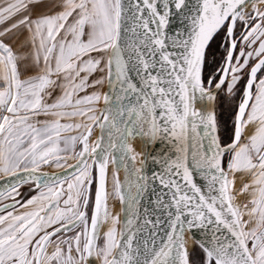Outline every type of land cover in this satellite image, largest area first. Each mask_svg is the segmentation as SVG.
I'll return each mask as SVG.
<instances>
[{"label": "snow or ice", "instance_id": "1", "mask_svg": "<svg viewBox=\"0 0 264 264\" xmlns=\"http://www.w3.org/2000/svg\"><path fill=\"white\" fill-rule=\"evenodd\" d=\"M109 165L122 202L138 174L130 210L167 189L119 229ZM0 201V264H264V0H0Z\"/></svg>", "mask_w": 264, "mask_h": 264}, {"label": "water", "instance_id": "2", "mask_svg": "<svg viewBox=\"0 0 264 264\" xmlns=\"http://www.w3.org/2000/svg\"><path fill=\"white\" fill-rule=\"evenodd\" d=\"M180 27H181L180 20L178 18H173L171 20L170 24L168 25L169 34H174L176 32V30L178 28H180ZM103 90H107V84L106 83L104 85ZM131 99L134 101L135 97L133 96V97H131ZM196 106L200 107V104H197ZM211 106L212 105L209 104V107H211ZM99 135H100V129H99V127H97V135H96V137L99 136ZM139 141H140V145L139 146H141V152H142L144 149H143L142 142H141L140 138H139ZM147 151L149 153H154L156 151H160L161 154L163 152H169V151L174 153L175 152V147L173 145L167 144L166 142L162 144V143H160L158 141L154 145L153 144H149L147 146ZM141 159L142 160L145 159L144 155H141ZM189 161H191V153H189ZM72 162L73 161H70L69 163H72ZM109 166H111V165H109ZM140 166H141V163H140ZM119 169L124 170L122 166ZM148 169H151V171H148ZM41 170L49 172V173L55 172V171H61L59 169H56V170L41 169ZM145 171H146V173L148 174V176L150 178L151 177V172L158 171V168L153 166L151 164V161L149 160L147 165H146ZM194 174H195V178L197 180V183L203 185L205 183V181L200 177L199 173H194ZM137 175L135 176V184L137 182ZM122 184H123V189L122 190L126 194V198H125V200L123 202L120 200V196L118 194H117V198H115L116 202L118 204V211H117L118 212V220L120 221L117 224V229H119V228H121L123 226V221L125 219H127V216L129 214H132L133 218L135 219L136 218V213H138L139 214V218L142 220L145 207H147L151 211L155 207V205L152 202L155 200L156 195L161 193V191L167 192V189L164 188L160 184L159 180H156L154 182L150 181L148 190L142 196L137 197L136 199H134L132 201V209L130 210L129 206H128L129 202H128L127 196H135V193H136L137 189H136L135 184H134L135 190H133V192H132V186L131 185H133V184L131 183V181L130 182L127 181V183H125L124 180H123ZM129 185L131 187H129ZM107 186H108V184H107ZM153 189H154V191H153ZM106 190L108 191V187L106 188ZM22 191H27V189L22 187ZM93 196H94V194H93ZM7 202L8 201H2V203H7ZM154 218L155 217L153 216V219ZM203 231L204 230L201 229L199 232H196V237L195 238L199 239L200 238V234ZM185 233H187L190 236V234L187 231ZM190 247H192V242H191Z\"/></svg>", "mask_w": 264, "mask_h": 264}, {"label": "rangeland", "instance_id": "3", "mask_svg": "<svg viewBox=\"0 0 264 264\" xmlns=\"http://www.w3.org/2000/svg\"><path fill=\"white\" fill-rule=\"evenodd\" d=\"M223 95L224 94H221V98L217 100V102H218L217 104H219V116L218 117H220L221 130H223L225 126H227L228 128L231 129L230 125L232 124V120H233V112H232L233 101L231 99L223 98ZM238 98H239V96L236 97V100H235L236 104H237ZM224 107L226 108V111L223 109ZM222 110H223V113H226V117H225L226 119L223 118ZM94 136H95V134L92 133V139L93 140H94ZM70 161L71 160H69L68 162H70ZM42 169L56 170V168H54V167H45ZM242 176L244 177V182H247V177L245 174H241V173L235 174L234 187L236 188V192L233 194L234 195V202L237 204H241V205H243L248 199H250V197H248L247 194L239 192V188L242 186V183H241V177ZM107 187H108V199H107L108 209L112 215L117 216V212H116L117 211V202L115 199V198H117V193L115 191V186H114V183L112 181L111 171H109L108 186ZM244 218L247 219V216L245 215ZM105 226H107V228H108L110 225L107 222V225H105ZM106 230L107 229H104L103 231H106Z\"/></svg>", "mask_w": 264, "mask_h": 264}, {"label": "bare ground", "instance_id": "4", "mask_svg": "<svg viewBox=\"0 0 264 264\" xmlns=\"http://www.w3.org/2000/svg\"><path fill=\"white\" fill-rule=\"evenodd\" d=\"M93 133L95 134V136H94V139H95V138H96V135H97V127L93 129ZM129 142L132 144L134 150H135L137 153H140V152H141V146H139V145H140L139 138H134V139L130 140ZM141 160H142V159H141V155H138L137 158H136V160L133 162L135 168H139V167H140V162H141ZM109 171H112L111 166H109ZM136 175H137V174H132V173H130L129 176H128V179H127L128 182L131 181V183L133 184V185H131V186H132V192H133V190H135V188H134V184H135V176H136ZM117 177H118V179H119L121 182H122L123 180H124V182H125V172H124V170L119 169L118 172H117ZM107 184H108V183H107ZM107 192H108V191H107ZM106 202H107V201H106ZM117 211H118V204H117ZM117 211H116V212H117ZM117 217H118V212H117ZM104 224H105V223H104ZM104 224H103V225H104ZM103 225L101 226V229H102V230H103V228H104ZM185 238H186L187 240H189V247H190L191 242H192V238H191L187 233H185Z\"/></svg>", "mask_w": 264, "mask_h": 264}, {"label": "flooded vegetation", "instance_id": "5", "mask_svg": "<svg viewBox=\"0 0 264 264\" xmlns=\"http://www.w3.org/2000/svg\"><path fill=\"white\" fill-rule=\"evenodd\" d=\"M238 50V49H237ZM221 54H222V49H218V48H216V45L215 44H213V46H212V48H210V49H208L207 50V60H206V66H205V71L208 73V74H211V72H213V71H215V68H217V67H219L220 66V57H221ZM213 59V61L215 60L216 61V63H215V65H214V68L211 70V71H209V69H208V62L210 61V59ZM238 102H239V98H238V100H237V104H238ZM218 102L216 101L215 102V112H216V114H217V118H218V121L220 122V117H218L219 116V104H217ZM230 127H231V129L234 127V125H233V120H232V124L230 125ZM230 129V128H229ZM223 131V130H222ZM93 194H94V188H93ZM2 202V201H1ZM105 225H107V222H105V224L103 225L104 226V228H103V230L104 229H107V226H105ZM102 230V231H103Z\"/></svg>", "mask_w": 264, "mask_h": 264}, {"label": "trees", "instance_id": "6", "mask_svg": "<svg viewBox=\"0 0 264 264\" xmlns=\"http://www.w3.org/2000/svg\"><path fill=\"white\" fill-rule=\"evenodd\" d=\"M207 66H208L209 71H211L214 68L213 59L212 58L210 59V61H209ZM223 109L226 111L225 107ZM222 115H223V118L226 119L225 118L226 117V113H223V110H222Z\"/></svg>", "mask_w": 264, "mask_h": 264}]
</instances>
